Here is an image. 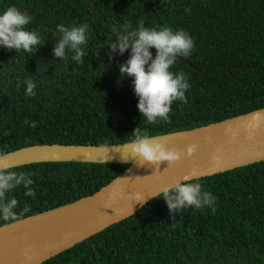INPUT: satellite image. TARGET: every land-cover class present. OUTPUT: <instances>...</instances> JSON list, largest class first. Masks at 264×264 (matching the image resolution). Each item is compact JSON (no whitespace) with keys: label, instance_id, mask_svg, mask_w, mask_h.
Returning a JSON list of instances; mask_svg holds the SVG:
<instances>
[{"label":"trees","instance_id":"obj_1","mask_svg":"<svg viewBox=\"0 0 264 264\" xmlns=\"http://www.w3.org/2000/svg\"><path fill=\"white\" fill-rule=\"evenodd\" d=\"M19 1L35 25L33 36L0 28V155L126 143L264 107V70L247 67L264 68V0ZM128 166L1 170L0 226L91 195ZM41 264H264V161L182 182Z\"/></svg>","mask_w":264,"mask_h":264},{"label":"water","instance_id":"obj_2","mask_svg":"<svg viewBox=\"0 0 264 264\" xmlns=\"http://www.w3.org/2000/svg\"><path fill=\"white\" fill-rule=\"evenodd\" d=\"M147 46L159 59L171 62L156 54L148 39ZM176 62L196 69L185 59ZM48 161L129 166L91 195L1 225L0 264H41L182 182L264 161V107L126 143L28 145L0 155V171Z\"/></svg>","mask_w":264,"mask_h":264},{"label":"flooded vegetation","instance_id":"obj_3","mask_svg":"<svg viewBox=\"0 0 264 264\" xmlns=\"http://www.w3.org/2000/svg\"><path fill=\"white\" fill-rule=\"evenodd\" d=\"M27 6L19 0H0V28L2 34L12 32L17 28L26 30L33 36L34 18L33 10L29 12Z\"/></svg>","mask_w":264,"mask_h":264}]
</instances>
